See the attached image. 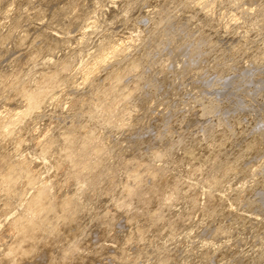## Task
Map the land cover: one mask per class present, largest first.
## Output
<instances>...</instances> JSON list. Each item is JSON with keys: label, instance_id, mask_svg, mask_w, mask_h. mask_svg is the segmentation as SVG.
Instances as JSON below:
<instances>
[{"label": "bare ground", "instance_id": "obj_1", "mask_svg": "<svg viewBox=\"0 0 264 264\" xmlns=\"http://www.w3.org/2000/svg\"><path fill=\"white\" fill-rule=\"evenodd\" d=\"M0 264H264V0H0Z\"/></svg>", "mask_w": 264, "mask_h": 264}, {"label": "rangeland", "instance_id": "obj_2", "mask_svg": "<svg viewBox=\"0 0 264 264\" xmlns=\"http://www.w3.org/2000/svg\"><path fill=\"white\" fill-rule=\"evenodd\" d=\"M240 112H241V111H240ZM243 112H244V113L246 112L247 114L245 113V115L243 116V114H244ZM242 113H243V114H242ZM242 113L240 114V117H241V118H244V117H245L244 119H249V117H250L249 110H246V111H245V110H242ZM241 115H242V116H241ZM213 116H214V115H212V117H211V116H210V117H211V118H214ZM215 116H216V115H215ZM247 116H248V117H247ZM246 117H247V118H246ZM250 118H251V117H250ZM244 119H243V120H244ZM248 126H249V125H248ZM250 129H251V127H249V130H250ZM249 130H247V132H248ZM249 132H250V131H249ZM249 132H248V133H249ZM230 158H231V159H230ZM228 159L232 161L233 157H232V156H231V157L228 156ZM233 160H234V159H233ZM227 176H229V175H227ZM240 178H242V176H240Z\"/></svg>", "mask_w": 264, "mask_h": 264}]
</instances>
